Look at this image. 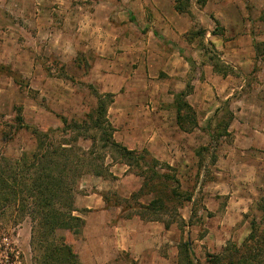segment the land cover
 <instances>
[{
	"label": "crops",
	"instance_id": "obj_1",
	"mask_svg": "<svg viewBox=\"0 0 264 264\" xmlns=\"http://www.w3.org/2000/svg\"><path fill=\"white\" fill-rule=\"evenodd\" d=\"M191 3L187 13H180L176 0H0V10L39 28L36 35L50 45L46 46L49 54L45 53L49 56L63 59V52L69 49L67 56L74 58L78 52L91 50L96 57L91 68L93 80L103 93L114 96L107 114L115 129L113 140L129 151L147 150L157 161L176 166L179 158L175 162L174 154L179 156L184 148L185 152L190 150L194 135L179 127L177 96L192 85L186 102L193 109L201 105L208 112L206 107L221 106L222 100L243 90L239 75L254 71L258 43H264V0ZM217 23L223 30L215 35ZM198 29H203V36H195V42L189 40L187 37ZM3 34L2 45L16 43L13 36L10 42ZM200 39L223 52L222 59L233 68L229 74L217 73L214 66L207 65L200 73L204 79L192 82L191 58L203 54L196 48L202 44ZM234 79L239 84L233 85ZM207 119L204 116L201 125ZM251 128L233 151L264 153V123L262 130ZM234 157L221 156V165L230 173L219 171L218 175L232 183L247 181L257 187L264 162L255 156L243 160ZM240 165L249 166L250 174L235 178V167ZM109 167L115 179L91 176V190L76 198L78 215L85 221L82 242L77 246L79 255L91 264H107L125 254L141 263L152 258L163 264L168 258L160 257L159 249L165 244L174 247V235L178 245L179 231L138 217L123 218L120 207L107 204L105 192L113 190L130 199L144 184L126 164L112 161ZM213 183L215 188L207 193V199L221 208L219 196H227L228 204L222 209L223 229L235 227L249 197L237 188L231 190L223 179ZM186 223L189 228L190 222Z\"/></svg>",
	"mask_w": 264,
	"mask_h": 264
},
{
	"label": "rangeland",
	"instance_id": "obj_2",
	"mask_svg": "<svg viewBox=\"0 0 264 264\" xmlns=\"http://www.w3.org/2000/svg\"><path fill=\"white\" fill-rule=\"evenodd\" d=\"M183 1L186 4V0ZM187 1L190 6L192 0ZM194 2L202 4L204 0H194ZM214 27L218 34H222V26ZM38 30L39 28L30 25L24 18L17 19L8 11L0 10V47H3L0 48V156L10 160H19L24 154L35 151L34 132L36 131L63 130L65 127L63 118L67 119L71 125L74 122L83 124L87 121V116L92 115L98 106L97 98L94 96L95 91L106 94L93 80L91 68L96 57L91 50L78 52L74 58L67 56L69 49L63 52L66 55L63 59L49 56L46 46L50 48V45L36 35ZM201 30L203 29H198L187 38L193 40L198 34L201 36ZM2 31L7 34L5 40L10 41L13 36L17 40L16 43L2 45L1 42L4 40L1 39ZM198 47L203 54L195 60L191 58L192 82L195 78L204 79V75L201 76L200 73L207 65L214 66L217 73L233 70L230 64H226L227 60L222 59L223 52L216 50L212 44L202 42L196 48ZM12 48L15 50L12 51ZM257 50L259 56L256 59L254 71L243 75L238 74L243 90L233 92L228 100H222L221 106L216 107L217 104H213L211 108L206 107L207 112L203 110V106L198 105L197 110L192 108L193 111H191L183 106L186 99L178 102L182 106L183 127L195 128L191 133L194 135H191L190 150L185 152L184 148L179 156L174 154L175 162L179 158L178 164L170 166L171 169H165L163 172L176 175L179 182L172 181L170 186L171 189H177L181 202L188 196L193 198L191 203H185L180 210H177L181 217L188 218L186 222H190V227L181 228L180 224V226L174 224L172 227L180 233L178 245L174 235V247L165 244L159 249L160 257L168 258V261L163 260V264H188V261H192V264H209L208 255H222L229 245L242 246L250 234L252 219L255 217L260 220L258 208L260 200L264 199V167L259 168L257 187L247 181L232 183L230 179L218 175L219 171L230 173V170L220 163L222 155H233L235 159L242 160L255 156L257 161L264 162L262 152L252 155L250 152L242 154L232 150L237 141L240 143L252 130V125L258 130L263 129L264 43H258ZM231 83L237 85L239 81L234 79ZM215 93L217 95L216 91ZM192 102H194L193 97H191ZM204 116H208V119L205 125H201ZM19 119H23V125ZM86 126V129L77 132L73 130L72 125L71 128H67L63 136L58 135L54 142L59 143L61 138L73 140L77 135H81L79 141L74 143L73 149L76 145L89 153L93 148V142L84 136L94 137L98 130L90 129V125ZM101 146L102 143L97 144L94 149L99 163L102 164V159H104V165L119 161L113 160L108 153L109 149L104 150ZM104 155L105 157L102 158ZM80 156L82 157V154ZM151 159L147 157L148 165ZM84 161L90 164L92 162L88 159ZM250 171L249 166L240 165L235 167L234 176L235 178L246 176L250 174ZM90 177L91 175H86L80 181L79 189L82 194L90 191L94 185ZM218 179H223L226 184L229 182L231 190L237 188L249 197L243 204L245 212L240 217V222L226 230L223 229L225 224H222L221 218L222 209L225 204H228L227 196H219L221 208H217L215 203L207 199V193L215 188L213 182ZM148 191L150 186L145 189V192ZM104 194L110 200V206L116 207V202L124 204V198L113 190ZM157 194L155 190V193L147 194L140 200L130 199L129 203L140 202L149 205ZM175 206L177 204L169 202L166 207L170 210L169 213H172L171 216L176 217ZM232 218L233 216L231 220ZM0 231V264H35L31 247L32 223L29 219L23 222L8 219L3 222ZM64 235L68 244L79 255L77 246L82 242L83 231L64 232ZM185 243H188V247L183 246ZM88 255L90 256L91 253ZM80 259L83 264H91L86 261V258L82 259L80 256ZM107 264H157V262L155 259L148 258L147 262L141 263L130 254H125Z\"/></svg>",
	"mask_w": 264,
	"mask_h": 264
},
{
	"label": "trees",
	"instance_id": "obj_3",
	"mask_svg": "<svg viewBox=\"0 0 264 264\" xmlns=\"http://www.w3.org/2000/svg\"><path fill=\"white\" fill-rule=\"evenodd\" d=\"M184 2L176 0V9L180 13L189 11V1L186 0V4ZM214 34L218 33L215 31ZM221 74L227 75L229 72L221 71ZM192 91V85H188L186 91L180 93L176 99L179 127L188 132H193L195 128L183 127L182 106L179 103ZM94 96L98 103L94 113L88 115L87 121L83 124L77 122L72 124L73 130L77 132L86 129V125H90V129L98 130L94 137L84 136L93 142V148L89 153L76 145L73 149L74 143L79 141L81 135H77L79 137L76 136L73 140L61 138L59 143L54 142L58 135L63 136L67 128L72 126L63 118L65 126L63 130L34 132L36 138L34 152L24 154L19 160L0 156V230L3 222L8 219L17 222L29 219L32 223L31 247L35 264H83L80 256L68 244L64 232L82 231L85 226V221L78 215L79 210L76 207V198L81 193L79 189L81 179L86 175L115 179L110 172V165H104V159L102 164L99 163L100 161L95 157L94 149L100 143L102 149H109L108 153L113 160L126 164L131 172L143 178V187L130 199L140 200L147 194L155 193V190L158 193L149 205L140 202L131 204L130 199H123L124 204L116 202L115 206L122 209L123 218L138 217L145 222H159L166 229H170L174 224H180L181 228L188 226L177 210H180L185 203H191L193 197L188 196L184 201H180L177 189H171L170 186L172 181L179 182L176 175L163 172L165 169H171L169 165L161 164L147 150L140 151L141 153L129 151L113 140L115 129L108 120L107 114L114 96L97 91ZM183 106L193 111L186 101ZM19 120L23 125V119ZM104 157L105 155L102 158ZM147 157L152 158L149 165L146 162ZM87 159L92 161L91 164L84 161ZM143 163L145 165H141ZM148 186L150 191L145 192ZM103 196L109 204L110 200L105 194ZM169 202L177 204L176 217L171 216L172 213L170 214V210L166 207ZM258 213L260 220L255 217L252 219L250 234L242 246L229 245L222 255H208L209 264H264V199L260 200ZM183 246L188 247V243ZM191 262L188 261V264H192Z\"/></svg>",
	"mask_w": 264,
	"mask_h": 264
}]
</instances>
